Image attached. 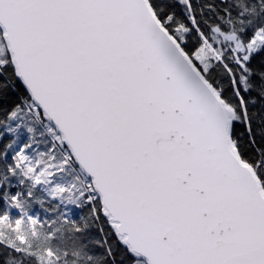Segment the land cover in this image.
Returning a JSON list of instances; mask_svg holds the SVG:
<instances>
[{"label": "snow or ice", "instance_id": "obj_1", "mask_svg": "<svg viewBox=\"0 0 264 264\" xmlns=\"http://www.w3.org/2000/svg\"><path fill=\"white\" fill-rule=\"evenodd\" d=\"M0 264H264V0H0Z\"/></svg>", "mask_w": 264, "mask_h": 264}]
</instances>
